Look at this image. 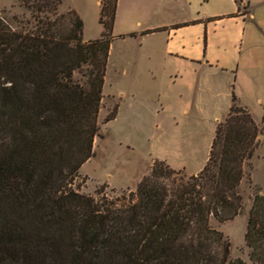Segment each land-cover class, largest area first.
<instances>
[{
	"label": "trees",
	"instance_id": "trees-1",
	"mask_svg": "<svg viewBox=\"0 0 264 264\" xmlns=\"http://www.w3.org/2000/svg\"><path fill=\"white\" fill-rule=\"evenodd\" d=\"M19 1L31 21L11 30L0 20V264H243L209 225L241 213L243 165L259 146L234 93L198 174L155 161L127 200L81 195L71 186L93 156L117 0H101L102 33L87 42L77 13L60 12L65 0ZM243 239L250 262L264 264L260 194Z\"/></svg>",
	"mask_w": 264,
	"mask_h": 264
},
{
	"label": "rangeland",
	"instance_id": "rangeland-1",
	"mask_svg": "<svg viewBox=\"0 0 264 264\" xmlns=\"http://www.w3.org/2000/svg\"><path fill=\"white\" fill-rule=\"evenodd\" d=\"M75 1L65 0L60 12L69 10ZM250 1L264 21V0ZM240 12L249 13L248 9ZM0 20L11 30L19 29L18 22L31 21L19 0H0ZM97 28L96 22L86 17L84 38L97 39ZM226 45L232 56L240 50L237 42L227 41ZM243 52V61L256 69L239 70L233 83L231 73L215 75L184 64L152 69L138 44L116 41L104 77L93 156L78 170L72 189L95 200H127L155 161L186 177L193 175L190 173L207 162L215 133L213 121L226 118L233 84L237 106L249 111L261 135L254 156L243 165L237 189L241 213L223 223L211 218L209 225L229 242L232 260L252 264L243 236L254 195L264 197V37L252 36L251 47ZM74 79L83 82L80 74ZM116 105V118L105 123Z\"/></svg>",
	"mask_w": 264,
	"mask_h": 264
},
{
	"label": "crops",
	"instance_id": "crops-1",
	"mask_svg": "<svg viewBox=\"0 0 264 264\" xmlns=\"http://www.w3.org/2000/svg\"><path fill=\"white\" fill-rule=\"evenodd\" d=\"M242 2L249 13L238 12L233 0H117L109 53L116 41H132L138 44L152 69L184 64L215 75L231 73L234 83L239 70L256 69L243 61V50L251 47V37H264V21L253 11L252 1ZM69 8L83 22V40H95L84 38L86 17L96 22L98 39L102 33L101 0H76ZM227 41L238 43L240 50L235 56L227 49ZM220 122L213 121L214 132ZM203 166L190 174L196 175Z\"/></svg>",
	"mask_w": 264,
	"mask_h": 264
}]
</instances>
